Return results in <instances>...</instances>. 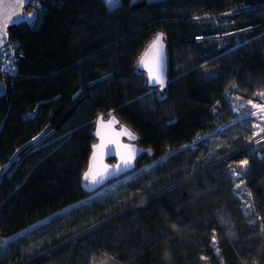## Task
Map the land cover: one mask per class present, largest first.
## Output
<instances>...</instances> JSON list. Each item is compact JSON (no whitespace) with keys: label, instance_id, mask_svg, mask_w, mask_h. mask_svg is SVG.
Here are the masks:
<instances>
[{"label":"trees","instance_id":"trees-1","mask_svg":"<svg viewBox=\"0 0 264 264\" xmlns=\"http://www.w3.org/2000/svg\"><path fill=\"white\" fill-rule=\"evenodd\" d=\"M35 4L33 26L8 28L15 76L0 74V264H264V136L232 105L264 103V0H32L23 12ZM157 33L163 93L137 69ZM109 113L152 155L88 195L92 131Z\"/></svg>","mask_w":264,"mask_h":264},{"label":"snow or ice","instance_id":"snow-or-ice-1","mask_svg":"<svg viewBox=\"0 0 264 264\" xmlns=\"http://www.w3.org/2000/svg\"><path fill=\"white\" fill-rule=\"evenodd\" d=\"M28 0H18V4L23 7ZM109 5H115L118 3V0H107ZM15 15H19V13H15ZM29 17L32 18L33 14L29 13ZM12 20V15L5 12L0 14V45H3L7 39V31L6 29L9 27L10 21ZM164 37L162 33H157L154 39L149 43L145 52L139 57V64L143 66L148 71V81L151 84H159L163 87L165 81L163 77V68H164ZM11 70V69H6ZM259 95L264 97V92H260ZM236 99H240L236 97ZM252 108L257 109L259 112L264 113V104L255 103L253 101H248ZM256 112L246 113V116H255ZM111 116V113H109ZM97 129L95 135L100 138L99 144L93 145V151L91 156V161L89 164L88 170L84 173L83 179L87 181L91 185H96L101 183L104 179L107 178L108 175H112L113 173H120L127 169H130L132 166V162L135 159L137 154V149L129 144H121L119 141L120 136H127L129 140H136L137 137L125 128H121L119 132H112L114 125L117 121L112 118L109 119L106 123L103 120V117H98L97 121ZM254 127L260 128V131L255 133V136H259L260 133H264V127H260V125H254ZM115 137V139L112 138ZM114 143L117 145L118 151L116 155L119 157V163L112 166V171H110L108 165H103V157L105 154V149L108 144ZM123 149V151H120ZM248 164V160H242L239 162L240 168H246ZM236 175H240V173H235ZM241 187V183L236 184V188L239 189ZM237 195L239 193H236ZM249 195H251L249 193ZM247 214V213H246ZM175 227V226H174ZM261 231L264 232V225L261 226ZM216 236L213 233L212 236V244L216 245ZM202 260H205V257H201ZM106 264V262H105Z\"/></svg>","mask_w":264,"mask_h":264},{"label":"water","instance_id":"water-1","mask_svg":"<svg viewBox=\"0 0 264 264\" xmlns=\"http://www.w3.org/2000/svg\"><path fill=\"white\" fill-rule=\"evenodd\" d=\"M30 1H32V0H28V2L23 7H21L18 4V0H0V14L7 12V13L12 15V20L10 21L9 27L24 24L26 21H28L30 19L29 15H27L23 12V9L25 7H27V5ZM15 13H19V15H15ZM8 28L6 29L7 33H8ZM8 41H9V33L7 35V39H6L5 43L3 45H0V49L2 47H4ZM164 45H165V47H164L165 60H164V68H163V77H164L165 83H164L163 87H161L159 84L149 83L147 69H145L143 66H141L139 64V62L137 63V69L139 71L145 73V75H146L147 87L157 88L161 93H163L166 90L167 83H168V78H167L168 60H167L166 42L165 41H164ZM98 117H103V115H99ZM98 117H97V119H98ZM112 118H114L117 121V123L114 125V127L112 129L113 133L119 132L120 129L123 127L125 129L129 130L130 132H132L137 137L136 140H129L127 136H120L119 137V141L121 144H129V145L133 146L135 149H137V154L135 156V159L132 162V166L130 169H127V170L120 172V173H113L112 175H108L106 179H104L101 183L96 184V185H91L87 181H85L83 179V176H84V173L89 168V164H90L91 156H92V151H93V145L100 143V138L95 135L96 129H97V123H96L97 119H96L95 125H94V130L92 131V135L96 139V142L92 145L91 153H90V156L88 159L87 168L83 172L82 177H81V188L88 195L95 194L96 192H98V191L102 190L104 187H106L109 183L114 182L116 180H119V179L131 174L132 172H134V170L136 169V161L142 154L147 153L148 155H152L151 149L145 148L138 143L140 137L132 129H130L127 125L122 123L114 114H111V116H108L107 118L103 117V120L106 123L109 119H112ZM112 138L115 139L114 136H112ZM117 151H118L117 145L114 143L108 144L107 148L105 149V153H107V154L104 155L102 163H103V165H108L110 171H112V166L119 163V157L116 155ZM120 151H123V149H120ZM109 160H113V163H109L108 162Z\"/></svg>","mask_w":264,"mask_h":264},{"label":"built area","instance_id":"built-area-1","mask_svg":"<svg viewBox=\"0 0 264 264\" xmlns=\"http://www.w3.org/2000/svg\"><path fill=\"white\" fill-rule=\"evenodd\" d=\"M34 6H36V4L33 5V7L30 8V12L27 13V15H29V13L33 14V17L26 21L30 26H33L36 23L35 19L37 18V10ZM22 56L23 54L19 43L16 41H8L7 44L0 49V74H6L9 77H14L16 73V63Z\"/></svg>","mask_w":264,"mask_h":264},{"label":"rangeland","instance_id":"rangeland-1","mask_svg":"<svg viewBox=\"0 0 264 264\" xmlns=\"http://www.w3.org/2000/svg\"><path fill=\"white\" fill-rule=\"evenodd\" d=\"M105 3L107 4V6L109 8H115L118 6L119 4V0H118V3L115 4V5H109V3L107 2V0H104ZM3 92V88L0 86V94ZM264 104V103H263ZM232 105L234 107V110L236 111L237 113V116L236 118L234 119V122H237V121H242L243 119H251L252 121V128L253 130L255 131V133L259 132L260 131V128L258 127H254V125H260V127H264V113H261L259 112L257 109H254L251 107V105L246 102V101H242V100H235L232 102ZM251 112H256L257 114L255 116H246L245 114L246 113H251ZM220 129V128H219ZM219 129H217V131H219ZM264 133H260L259 136H255V142H258L260 141L262 138H263V135ZM118 183L115 181L111 186H115L117 185Z\"/></svg>","mask_w":264,"mask_h":264}]
</instances>
